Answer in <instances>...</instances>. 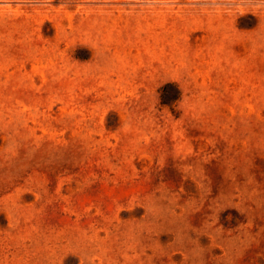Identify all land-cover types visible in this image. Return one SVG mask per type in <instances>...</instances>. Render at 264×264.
Here are the masks:
<instances>
[{"label":"rangeland","instance_id":"374dc122","mask_svg":"<svg viewBox=\"0 0 264 264\" xmlns=\"http://www.w3.org/2000/svg\"><path fill=\"white\" fill-rule=\"evenodd\" d=\"M0 264H264V0H0Z\"/></svg>","mask_w":264,"mask_h":264},{"label":"trees","instance_id":"16d2710c","mask_svg":"<svg viewBox=\"0 0 264 264\" xmlns=\"http://www.w3.org/2000/svg\"><path fill=\"white\" fill-rule=\"evenodd\" d=\"M172 85H169V84H165L161 87L160 89V97H161V104L163 105H167L168 104V100H169V97L168 95L166 94V91L168 89V87H171ZM173 87V86H172ZM175 88V87H174ZM176 93H177V89H176Z\"/></svg>","mask_w":264,"mask_h":264}]
</instances>
